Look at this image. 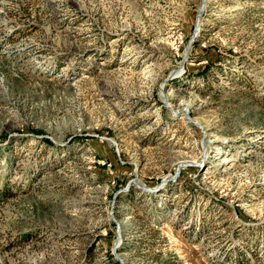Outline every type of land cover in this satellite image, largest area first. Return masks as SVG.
Masks as SVG:
<instances>
[{
    "label": "rangeland",
    "instance_id": "1",
    "mask_svg": "<svg viewBox=\"0 0 264 264\" xmlns=\"http://www.w3.org/2000/svg\"><path fill=\"white\" fill-rule=\"evenodd\" d=\"M0 264H264V0H0Z\"/></svg>",
    "mask_w": 264,
    "mask_h": 264
},
{
    "label": "bare ground",
    "instance_id": "2",
    "mask_svg": "<svg viewBox=\"0 0 264 264\" xmlns=\"http://www.w3.org/2000/svg\"><path fill=\"white\" fill-rule=\"evenodd\" d=\"M184 111V113H186L187 111L186 110H183Z\"/></svg>",
    "mask_w": 264,
    "mask_h": 264
}]
</instances>
